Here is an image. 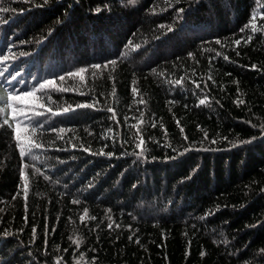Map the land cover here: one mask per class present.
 I'll return each instance as SVG.
<instances>
[{"label":"trees","instance_id":"1","mask_svg":"<svg viewBox=\"0 0 264 264\" xmlns=\"http://www.w3.org/2000/svg\"><path fill=\"white\" fill-rule=\"evenodd\" d=\"M0 8V264H264V0Z\"/></svg>","mask_w":264,"mask_h":264},{"label":"snow or ice","instance_id":"2","mask_svg":"<svg viewBox=\"0 0 264 264\" xmlns=\"http://www.w3.org/2000/svg\"><path fill=\"white\" fill-rule=\"evenodd\" d=\"M0 11H7V9L0 8ZM180 11H183V10L181 9ZM261 27H264V25H262ZM169 30H171V29H169ZM251 30H252L253 32H255V31L258 30L257 25L255 24V16H253V18H252ZM249 39H251V38L249 37ZM245 42H247V41H245ZM217 43H219V41H217ZM235 43H236L237 45H239V44H240V41L238 40V41H236ZM224 58H225V59H228V57H224ZM110 63H112V64L114 65L116 62H115V61H112V62H110ZM95 67L99 68L100 66H99V65H96ZM105 67H107V65H105ZM253 67H254V66H253ZM81 71H83V70H81ZM70 75H73V74H70ZM13 79H15V76H13ZM59 79H60V80H63L64 77H60ZM52 83H53L52 81H47V82H46V84H52ZM176 83H177V84L182 83V79L176 81ZM194 83H195V82H194ZM46 84H41V85H40V88H41V89L45 88ZM196 87H199V84H196ZM114 91H115V90H114ZM133 92L135 93V92H137V90L134 88V89H133ZM24 95H25V96H32L33 93L28 92V93H25ZM17 98H18L17 96L10 94V95L7 97V99L0 98V102L8 103V101H10V100H15V99H17ZM141 102H143V101H141ZM241 102H242V101H241ZM204 103H205V100H203V99L200 100V104H204ZM65 111H67V109H65ZM108 111L113 112V114H115L114 109L109 108ZM3 123H4V124H8V121H7V120H4ZM30 123H32L31 120H30ZM40 126H42V125H39V124H37V123H32V127H33L34 130H35L37 127H40ZM142 144H143V140H141V141H140V144L137 145V146L139 147V146H141ZM38 146H39V145H37V147H38ZM20 155H21L22 157H24L25 155H27V153L24 151V149H23L22 147H21V150H20ZM32 158L35 159L34 156H33ZM22 176H23V173H22ZM26 190H27V183L25 182V199L27 198V197H26ZM74 203H78V201H74ZM84 211H85V215H86V214H87V209H85ZM83 218H84V217L81 216V220H83ZM93 219H94V217H93ZM111 227H112V225L109 224V228H111ZM117 227H119V225H117ZM70 239H71V238H70ZM202 255H203V253H202Z\"/></svg>","mask_w":264,"mask_h":264}]
</instances>
